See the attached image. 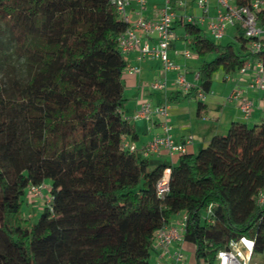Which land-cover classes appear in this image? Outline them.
<instances>
[{"label":"trees","instance_id":"1","mask_svg":"<svg viewBox=\"0 0 264 264\" xmlns=\"http://www.w3.org/2000/svg\"><path fill=\"white\" fill-rule=\"evenodd\" d=\"M255 14L264 28V6ZM128 27L112 0H0V30L27 74H16L0 41V264H151L155 231L180 212L195 264H216L241 236L253 240V255L264 254V124L232 122L174 164L130 151L125 139L137 132L123 112L127 64L118 41ZM175 28L198 56L213 55L184 96L209 92L220 69L225 77L249 58L264 64V33L253 53L239 27L224 44L197 23L178 19ZM45 179L51 201L26 224L29 186Z\"/></svg>","mask_w":264,"mask_h":264},{"label":"crops","instance_id":"2","mask_svg":"<svg viewBox=\"0 0 264 264\" xmlns=\"http://www.w3.org/2000/svg\"><path fill=\"white\" fill-rule=\"evenodd\" d=\"M233 2V1H232ZM169 3L176 12V17L172 22V39L169 42L168 57L185 72L186 79L197 85L198 69L203 61L210 60L213 55L207 54L203 57L198 56L191 47L189 36L181 29L175 28V21L178 19L185 20V16L199 17L204 16V22L207 16H213L216 13V1L209 0V10L207 15L196 5L195 0H144L143 8L137 0H129L126 6L128 23L134 25L139 18L155 19L160 9ZM141 8V12H140ZM201 27L207 32L205 23ZM230 31V32H229ZM140 36V42H147L150 45L156 43V34L154 32L146 34L136 29ZM231 34L228 42L235 41L238 33L237 27H228L225 33ZM208 36L211 35L207 32ZM185 51L190 55L186 56ZM127 65H137L139 72L129 74L123 72L122 79L124 82V96L126 104L124 115L133 123L137 132V138L132 141L126 138V142L135 145L140 150L156 134L161 132L162 117L157 114H151L150 119L133 118L132 116L140 107L141 101L148 100L152 106L166 103L168 105V121L172 126V136L176 142H183L187 136L192 137V143L188 145V153H196L204 147L211 137L215 134H223L232 122L240 121L249 125L264 124V90H252L249 88L250 73L253 67L245 75H241L235 80L237 71L232 74V78L225 79L224 72L219 80H212L209 92L201 100L196 99L193 95L177 97L178 91L174 84V79L178 73L177 69L163 70L162 62L158 57L142 56L136 48L129 50L124 54ZM251 64L257 59L249 58ZM213 79V75H212ZM154 80L165 81V89L158 90L152 87ZM239 85L244 93L252 100L253 108L248 118H244L233 100L228 99V95L235 87ZM199 101L202 102L198 108ZM150 160L163 162L165 164H174L177 162L178 155H169L165 150L159 153L149 155ZM169 173V169H166ZM179 215H183L180 212ZM181 220V219H180ZM179 220V221H180ZM176 224V222H171ZM177 244L173 243L170 249H174ZM184 249V242L181 243ZM152 258L156 260V250L152 249ZM258 264H264V260L257 261ZM254 264H257L254 262Z\"/></svg>","mask_w":264,"mask_h":264},{"label":"built area","instance_id":"3","mask_svg":"<svg viewBox=\"0 0 264 264\" xmlns=\"http://www.w3.org/2000/svg\"><path fill=\"white\" fill-rule=\"evenodd\" d=\"M216 1V13L213 16H207V20L204 22V16L192 17L185 16V22L197 23L200 26L205 23L207 32L214 38L220 39L223 37L225 30L228 27H239L244 31V35L250 39L249 50L253 53L260 49V36L264 33V28L260 27L256 19V10H259L261 6H264L262 0H252L249 5L238 6L232 2V0H215ZM118 14L123 20L128 22V16L126 12V6L129 0H112ZM141 8H143L144 0H137ZM196 5L203 11L204 15H207L209 10V0H195ZM140 8V12H141ZM176 17V12L169 3L160 9L155 19L139 18L134 25H130L118 38L120 50L122 53H126L131 49L136 48L139 52V57L153 56L158 57L162 62L163 70L177 69L178 73L174 79V84L177 91L181 94H188L193 88L194 84L186 79L185 72L178 68L176 64L168 57L169 42L172 39V22ZM136 29L143 31L146 34L154 32L156 34V43L150 45L147 42H140V36L137 34ZM186 56L190 55L189 51H185ZM253 67V68H252ZM253 69L250 73L249 88L252 90H264V64L257 60L254 64L247 62L243 67L237 71L235 80L239 79L241 75H245L250 69ZM125 72L129 74H135L139 72L137 65H127ZM231 75H226L224 78H232ZM234 78V77H233ZM152 87L158 90L165 89V81L154 80ZM196 99H203L205 92L198 91L195 96ZM229 100H233L237 104L238 110L244 116L248 118L253 108L252 100L244 93V90L235 85L230 94ZM151 114H157L162 117L161 132L154 135L149 142L140 150L135 145L124 143L130 151H139L142 155L148 156L150 154L159 153L161 150H165L169 155H182L187 153V147L192 143V137L189 135L183 142H176L173 139L171 130L172 126L168 121V105L161 103L159 105L152 106L148 100L141 101L140 107L132 116L133 118L150 119ZM168 178L169 173L164 172L163 176L157 181L156 189L157 194L163 196L168 191ZM40 185H30L28 189V197L41 196ZM49 192V190H48ZM51 201L49 193L45 196V204ZM257 203L264 205V190H261L257 194ZM210 208L208 209V213ZM185 225V217L182 216L179 223L161 227L155 231L154 235V249L156 250L157 264H181L186 258L181 243L183 242L182 230ZM176 243L177 246L173 250L170 246ZM253 245L252 239L245 236H241L237 239L231 240L228 246L221 249L217 253L216 264H251L253 257ZM165 258L163 263L160 259Z\"/></svg>","mask_w":264,"mask_h":264},{"label":"rangeland","instance_id":"4","mask_svg":"<svg viewBox=\"0 0 264 264\" xmlns=\"http://www.w3.org/2000/svg\"><path fill=\"white\" fill-rule=\"evenodd\" d=\"M229 32L224 33L223 37L220 39L214 38L213 36H211V39L217 44H224V43L228 42L229 39H231V37H232ZM0 41L2 42L3 47H4V52L7 55L6 61L8 63L14 65V67L16 69V74L19 77L25 78L27 76V74L25 71V65H24L23 58L18 57L14 53H12L14 43L12 42V40L9 38V36L7 34L3 33L2 29L0 30ZM190 48L191 47H189V49ZM221 75H222L221 70L216 71L213 74L212 80H215V81L219 80ZM49 183H50L49 179H45L43 181L41 189H40L41 196H39V197H32V196L28 197V195L25 196V199L22 203L21 210L23 213V218L26 219V224L27 223H34L39 218L41 211H42V209L46 203L45 202V196L48 194ZM181 218H182V215H179V213H177L171 217V222L179 223V220ZM183 242L185 244V247L183 249V253H184L186 258L181 262V264H195L193 244L190 242H186L184 240H183ZM259 260H264V254H254L252 257V260H251V264H254V262H256L258 264L257 261H259ZM164 261H165V258L160 259L161 263H163ZM149 262L151 264H157L158 263L157 258H156V260L152 258V253L149 257Z\"/></svg>","mask_w":264,"mask_h":264}]
</instances>
